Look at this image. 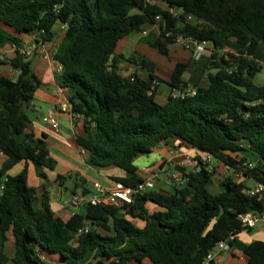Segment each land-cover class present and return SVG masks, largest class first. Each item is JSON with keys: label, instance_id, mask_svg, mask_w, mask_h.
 <instances>
[{"label": "trees", "instance_id": "16d2710c", "mask_svg": "<svg viewBox=\"0 0 264 264\" xmlns=\"http://www.w3.org/2000/svg\"><path fill=\"white\" fill-rule=\"evenodd\" d=\"M160 1L177 15L145 0H0V50L15 48L10 59L0 53V155L6 157L0 167V264H203L221 241L237 244L248 264H264L263 240H236L252 230L243 226V215L264 213V195L250 194L254 187L248 185L264 186V84L253 81L264 65V0ZM179 33L212 42L209 60L217 71L205 86L194 85L195 95L181 97L173 92L188 86V63H177L172 94L159 105L155 64L131 57L147 76H124L117 48L142 34L146 45L169 56ZM24 35L38 42L58 38L52 54L61 66L56 82L68 92L72 113L83 119L77 142L90 167L119 168L125 176L114 178L116 183L136 187L145 178L135 159L173 140L201 153L196 165L170 170L182 173V184L144 192L123 208L87 204L84 214L56 217L46 190L40 196L28 184L29 165L45 178L44 170L54 171L57 161L46 134L36 137L31 127L29 106L43 82L22 51ZM222 50L229 52L219 57ZM2 66L17 70L18 77L1 73ZM203 155L212 161L203 162ZM213 161L229 167L218 195L208 190L218 173ZM22 162L26 168L13 175ZM73 177L58 180L64 187ZM65 189L91 193L80 180ZM147 203L160 210L150 213Z\"/></svg>", "mask_w": 264, "mask_h": 264}, {"label": "crops", "instance_id": "0c3cea01", "mask_svg": "<svg viewBox=\"0 0 264 264\" xmlns=\"http://www.w3.org/2000/svg\"><path fill=\"white\" fill-rule=\"evenodd\" d=\"M128 38L124 40H127ZM22 40V51H32V54L29 55L28 58L33 63L35 73L43 82V86L35 93L34 100L29 106L30 112H28V114L31 119L33 133L36 137H41L43 134H46L51 157L55 159V157L59 155V157L61 156V159L65 162L64 167H61L60 169L57 167L55 171L45 169V178L39 177L34 167L29 165L28 183L30 186L38 189L40 196L44 190H46L49 194V203L55 216L66 221L75 213L84 214L87 204L84 203L78 208L69 206L68 202L73 195L71 194L67 197L64 194V191H68V189H65V187L74 186L80 180L81 184L86 182V186H90L89 188L92 193L93 185L95 183H101L110 188L114 187L116 185L114 178L124 177L125 172L119 168L97 170L90 167L87 163L86 168L84 167L85 154L77 142V137L84 135L83 119L81 116L72 113V104L68 92L60 88L56 82V76L61 71V66L54 61L52 54L58 46V38L52 42H43L41 40L38 42L36 37L24 35L22 36ZM14 50V47H6L0 50V53H2V56L5 55L7 59H10L14 56ZM117 53L119 54L118 51ZM121 69H123V67ZM1 73L12 79H16L19 74L17 70H13L9 66H2ZM206 79L205 75H202L199 79L198 85L205 86ZM64 102L70 104L71 111L57 114L60 129L58 132H55L48 124L43 122V117L49 112L59 108L60 104ZM200 155L201 153L196 149L181 146L179 145V142L171 140L169 143L158 144L149 154L139 155L134 163L138 167L139 173L142 177L145 179L155 177L156 186L162 183L163 187H161L160 190L168 192L165 189H168L169 186H173L172 182L177 186L182 184V181L174 182L170 179V166L175 165L178 160H180L178 163L182 164L186 159L196 158ZM5 160L6 157L1 154L0 167ZM250 162L253 165H256L257 163L253 156H251ZM211 165L218 167V173L214 177V182L208 186V190L211 194L218 195L222 191L219 183L224 179V176L228 174L229 167L224 168V166L215 163V161H213ZM81 166L84 167L85 170L82 169ZM24 167H26V163L22 162L18 164L11 173L13 175L19 173ZM222 169H225L223 173H221ZM69 172L78 178L73 177L72 179L65 181L64 187H62L61 181L58 180V175L69 174ZM80 172L83 173L81 174ZM90 178H93L94 180L91 185H88ZM248 185L255 187L252 182H248ZM147 208L150 213L160 210V207L153 203H147ZM236 240L239 244L242 243L246 245L255 240L264 241V213L257 216V222L255 226L252 227L251 231H243L239 233L236 235ZM47 258L52 261L58 260L57 256H48ZM146 264H149V262ZM215 264H248V256L236 244L230 247L227 252L222 253Z\"/></svg>", "mask_w": 264, "mask_h": 264}, {"label": "built area", "instance_id": "2783aa9c", "mask_svg": "<svg viewBox=\"0 0 264 264\" xmlns=\"http://www.w3.org/2000/svg\"><path fill=\"white\" fill-rule=\"evenodd\" d=\"M148 4L152 5H160L163 8L169 10L170 13L173 15H177L178 11L174 8H168L165 3H162L160 0H145ZM157 19L160 20V16H157ZM192 17L189 16L188 20H191ZM66 25L63 26L65 28ZM148 31L144 32V35H146ZM171 33H168L167 36H169ZM205 41L197 40L196 38L186 34V33H179L174 35V40L172 43V46H176L178 48H181L183 50H186L192 54V56L196 59H199L207 50L205 47ZM27 56L32 54L31 50H25L23 51ZM176 96L186 97V96H193L196 94V88L193 86H186L182 90H174L173 92ZM71 107L68 102H64L60 104L59 108H57L54 111L49 112L46 116L43 117V122L45 124H48L52 130L55 132H58L60 129V124L57 119L58 113H66L70 112ZM176 153V152H174ZM202 161L205 163H210L212 161L211 155H203ZM197 160L195 158H189L186 159L181 165L183 167H190L196 165ZM182 173L180 172H172L170 173V177L172 181L174 182H180L181 181ZM239 177V175H236ZM156 178L150 177L145 179L143 183H140L136 187H129L125 186L122 183H116L114 187H107L101 183H95L93 185V192L90 193L87 196H83L80 194L73 195L71 199L69 200L68 204L69 206L73 208H78L82 204H92V205H103V206H113L117 208H123L127 205H130L133 203L136 196L153 190L156 188ZM250 194H263L264 195V186L261 184H257L253 189L249 191ZM242 222L243 226L245 228H252L255 226L257 222V217L253 214H245L242 216ZM88 231V227H85L81 230H79V233H83ZM230 249V246L227 241H221L217 244V246L211 250L206 258L203 264H215L219 256L227 252Z\"/></svg>", "mask_w": 264, "mask_h": 264}, {"label": "rangeland", "instance_id": "374dc122", "mask_svg": "<svg viewBox=\"0 0 264 264\" xmlns=\"http://www.w3.org/2000/svg\"><path fill=\"white\" fill-rule=\"evenodd\" d=\"M141 37L142 34H133L127 40L121 41L119 43L117 51L119 52V54H122L124 56L120 64V66L123 67V69H121V72L124 76H129L133 73H138L141 76H147L146 71L137 67L135 64L128 61V59L131 57L144 56L148 60L153 62L155 64L156 71L160 78V81L157 80L155 84V102L159 105H164L167 102L170 93L172 94L169 81L177 63L180 62L188 63V68L183 76V79L186 83H188V85L192 87L195 84L199 83V79L202 75H205V77L207 78L205 82L206 84H208L209 76L215 74L217 71V69L211 65L212 62H210L209 60L211 55V49L213 48V44L210 41H206L204 44L205 47L208 49L205 51L204 55H202V57H200L199 59H194L190 57L189 52L184 51L183 49L178 48L176 46H171V53L169 54V56L162 55L156 49L146 45L144 41L141 40ZM227 52L229 51L228 50L220 51L219 57L223 54H226ZM253 81L257 84H264V65L262 69L255 74ZM28 112L30 111L28 110ZM61 158L62 157L61 156L59 157V155L55 157V160L57 161L56 168L58 167V169L64 167L65 162ZM179 161L180 160H178L175 165L170 166L169 170H172L176 165H181L178 163ZM83 165L86 168V161ZM84 167H82V169H84ZM25 168L26 167H24L19 173H16L14 175L20 174ZM223 172L224 169L221 170V173ZM28 173L29 171H27V176ZM80 173L82 174L83 172ZM71 174L72 173L69 172V174L68 173L64 174V176H68ZM93 180H94L93 178H90L88 181V185H91ZM161 187H163L162 183H160V185H157L156 189L160 190ZM172 188H173L172 186H169L168 189L165 190L169 192L172 190ZM78 193L79 194L81 193L80 189L78 190ZM64 194L68 197L72 193L68 190V191H64ZM8 251L9 254L12 253L11 244L9 246Z\"/></svg>", "mask_w": 264, "mask_h": 264}, {"label": "water", "instance_id": "95a60500", "mask_svg": "<svg viewBox=\"0 0 264 264\" xmlns=\"http://www.w3.org/2000/svg\"><path fill=\"white\" fill-rule=\"evenodd\" d=\"M210 80L213 81L211 77H210Z\"/></svg>", "mask_w": 264, "mask_h": 264}]
</instances>
